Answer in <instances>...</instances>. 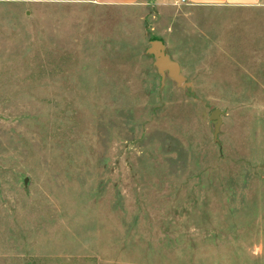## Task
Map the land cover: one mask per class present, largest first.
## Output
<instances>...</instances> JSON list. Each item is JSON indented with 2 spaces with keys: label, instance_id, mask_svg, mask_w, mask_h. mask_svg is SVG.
I'll return each instance as SVG.
<instances>
[{
  "label": "rangeland",
  "instance_id": "1",
  "mask_svg": "<svg viewBox=\"0 0 264 264\" xmlns=\"http://www.w3.org/2000/svg\"><path fill=\"white\" fill-rule=\"evenodd\" d=\"M0 264H264V2L0 0Z\"/></svg>",
  "mask_w": 264,
  "mask_h": 264
},
{
  "label": "water",
  "instance_id": "2",
  "mask_svg": "<svg viewBox=\"0 0 264 264\" xmlns=\"http://www.w3.org/2000/svg\"><path fill=\"white\" fill-rule=\"evenodd\" d=\"M148 53L155 57V65L162 75L168 73L180 87L190 86V82L187 81L186 76L182 73L181 65L178 61L171 58L166 51V45L161 39H154L151 41V45L148 49ZM215 128V136L220 131L222 124V111L216 108L210 115Z\"/></svg>",
  "mask_w": 264,
  "mask_h": 264
},
{
  "label": "crops",
  "instance_id": "3",
  "mask_svg": "<svg viewBox=\"0 0 264 264\" xmlns=\"http://www.w3.org/2000/svg\"><path fill=\"white\" fill-rule=\"evenodd\" d=\"M19 2H95L102 5H130L141 3L145 0H16ZM190 5H240V6H254L258 5L264 0H180Z\"/></svg>",
  "mask_w": 264,
  "mask_h": 264
}]
</instances>
